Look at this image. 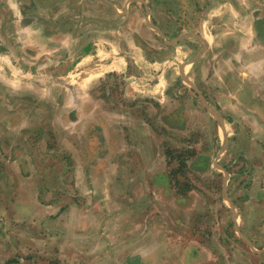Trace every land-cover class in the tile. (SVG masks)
<instances>
[{"label": "rangeland", "instance_id": "obj_1", "mask_svg": "<svg viewBox=\"0 0 264 264\" xmlns=\"http://www.w3.org/2000/svg\"><path fill=\"white\" fill-rule=\"evenodd\" d=\"M34 1L40 2L28 12L41 21L46 18L43 32H61L40 42L38 37L31 38V44L43 43L52 50L41 55L34 69L68 73L73 63L88 67L92 59L93 63L115 62V68L123 64L125 75L123 69L120 75L116 69L96 83L97 109L101 115L108 109L122 113L127 106L120 95L128 94L131 100L139 92L142 97L134 112L149 114L152 124L137 129V135H126L121 125L111 122L113 159L108 164L95 161L93 172L99 173L98 180L60 184L55 174L69 172L61 156H73L78 163L74 169L82 173L81 158L93 157L97 149L90 145L91 151H84L87 119L70 120L68 90L55 84L58 101L51 97L34 117L33 127L46 124V133L32 137L50 146L57 144L42 151L44 156L37 155L38 143L25 150L17 147L15 172L30 179L24 183L15 174L14 182L0 185V264H123L140 254L147 257L146 264H235L232 253L251 250L232 230L225 232L232 222L231 209L221 196L227 175L229 195L241 207V225L257 242H264L256 225L250 227L264 218V38L257 35L264 27V0ZM69 33L73 35L67 37ZM89 48L92 55L87 58ZM35 55L19 52L18 59L24 56V62H34ZM124 76L136 78V86L142 87L135 88ZM85 81L86 77L74 83L83 86ZM101 119L108 123L103 115ZM164 119L174 126L186 119L190 129H171ZM20 129L14 126L13 140L19 139ZM71 129H75L73 136ZM148 141L150 148L155 147L153 165L148 158L138 165L119 163L121 155L140 157ZM119 144L128 145L127 153L118 150ZM164 147L178 157L170 160L174 163L167 159ZM27 156L31 165L23 163ZM39 157L44 158L43 167ZM150 165L153 173L149 171L148 187L155 184L159 197L152 193L153 199L144 198L140 209L156 199L154 212H140L135 223L125 221V212L110 206L117 200L113 190L110 199L104 200L108 190H102V175L121 171L123 178L139 175L146 179ZM45 171L49 180L40 177ZM163 174H172L180 189L182 183L188 185L189 192L181 197L168 180L171 177ZM58 185L64 192L61 204L64 209L68 206L62 213L58 212ZM139 219L145 224L158 221L159 226L147 229L148 237L138 238L135 225ZM237 264L249 263L240 258Z\"/></svg>", "mask_w": 264, "mask_h": 264}, {"label": "crops", "instance_id": "obj_2", "mask_svg": "<svg viewBox=\"0 0 264 264\" xmlns=\"http://www.w3.org/2000/svg\"><path fill=\"white\" fill-rule=\"evenodd\" d=\"M38 2L40 1L32 0L27 3H23L20 0H0V185H3L6 182L8 186L9 183L14 182V175L16 174L15 164L17 163L14 158V154L16 152L17 147H21L22 150H25L32 147L35 148L36 143H38L39 150L37 152V155L44 156V152L42 151L57 144L56 142H51L52 144L50 146L47 142L41 143L39 140H36L35 136L32 137V134L35 133L39 134V136L42 135V133H46V124H35L34 127L36 128L33 127V123L35 122L34 117L36 113H39L38 111L42 107L45 108L46 101H50L51 97H54V100L57 99L56 102L58 101V95L54 93L55 84L66 87V89L68 90L69 101L72 102V109L69 113L70 120L74 122L76 121L75 123H77L78 121L87 119L89 128L85 131V138H87V143H85V141L82 144L83 149H85L84 151L88 153V150L90 152L91 149L95 148L97 149V154H95L91 158L90 156L81 158L83 159L82 162L85 166L84 172L82 173H79V168L74 169L75 165L78 163L76 162L73 156L71 157L70 154H66L65 157L61 156V161L66 162L65 164L69 166V172L66 176L60 175L58 173L55 174L56 176L54 180L59 181L60 184H63V182H65L66 180L70 181L69 186H72L73 184H79L81 181H96L98 180L97 177L100 175L99 173L96 174L93 172V169L95 168V161H104L107 162L106 164H108V162L113 159V153L111 148L114 147L110 144L111 122L113 124L116 122L121 125L120 128L126 132V135L128 133L138 134L137 129H145L148 125L152 124V117L149 116V114L145 115L143 113L141 115H137L134 112V108L137 107V104H135L137 99L139 97H142L139 92H135L133 95V97L135 98L131 100H129V98H131L132 96L128 98V94L120 95V99H122L123 101L122 104H125L127 106L126 109L122 111V113L120 111L114 112L111 109L102 112L103 117L108 118V123H103V120L101 119L102 115L98 111L99 109H97V102L100 96L98 95V92L96 90L97 86L95 85L97 82L102 81L101 78H109L110 73L113 70L116 71V69H118V73L120 75V71L123 69L122 71L125 75L126 68L123 64L120 65L119 68H115V62L103 61L104 59H102L99 62L93 63L92 59L87 62L88 64H90L88 67H79L78 65L74 66L73 63L68 73L64 72L58 74H47L42 70L34 69V67H36L37 62L39 63V58L41 57V55L51 53L52 50L49 51L47 46H44L43 43L31 44V38L38 37V40L40 42L43 37L51 38L52 36H59L61 34V32H57V30L54 34L50 32H43V30L46 31L47 29L44 28L46 26V23H42V21H45L46 18L45 20L41 21L38 17L36 18L34 16H30L28 9L35 7L36 3ZM25 9L27 11L23 12L22 10ZM33 18H35L34 20L36 21H34ZM18 35L19 39L17 37ZM71 35L73 34L69 33L66 36L69 37ZM257 35L262 36L264 38V27L262 28V33ZM249 40H251V38ZM19 42H21V44ZM89 49L86 50V52L88 51L86 53L87 58L92 55V53H89L92 52V49ZM19 52H23L27 55H29V53L31 52H36L38 53V56L35 55L34 58L36 60H34V62H31L30 60H25L24 62V56L18 59ZM253 53L255 52L253 51ZM50 60L52 59L50 58ZM95 65H98L97 68L95 67ZM100 67H103L102 71H99ZM71 68L73 69L71 70ZM58 70H60V68H58ZM107 74H109L108 77H106ZM84 77H86L85 85H77V83H80V80L84 79ZM122 78L124 80H129L132 83V86H134L135 88L142 87L136 86L139 83L136 78H126L125 76ZM75 81L77 82L76 84L74 83ZM64 83L69 84L64 85ZM52 90L53 92H51ZM53 93L55 94V96ZM50 116H52V111L50 113ZM142 117H147L149 118V120H144V118ZM164 120L166 122L165 126L170 127L171 129H174L173 127H177L179 130L182 129L183 131L190 129L186 125V119L180 126H174L167 119ZM15 125H20V130L23 129V131L22 133L21 131L18 132L19 139L13 140L12 130ZM74 130L75 129L69 130V133H71L72 136ZM126 135H124L125 138ZM144 144H146V146L144 148V151H142L143 153L140 157H124L123 155H121L119 158V163H130L138 165L140 161L142 164L143 160L148 158L147 161H150V164H152L151 162L154 160V157L152 156V151L155 150V147L154 149L150 148L149 145H152L150 141ZM90 145H92L91 149ZM70 148L74 149V146L72 145L70 146ZM127 149L128 145L124 144L123 146H121V144H119L118 150L126 151L127 153ZM164 149L167 159H169V162L172 159H178V157H172L171 150L169 148L164 147ZM23 159V163L29 161V163H27L26 165H31V158L27 156ZM51 159L52 158L50 155L49 161L52 163ZM129 159L131 160V162H129ZM20 160H22V158H20ZM39 162L43 164L42 167L45 165L44 158L42 160V157H39ZM170 163H174V161ZM183 163L185 165V163L188 162L184 160ZM152 165H150V168L146 170L147 173L144 174L146 179H144V176L139 175H137L136 177L131 176L130 178H123L121 171L112 175L108 173L102 175L101 180H103L104 182L102 185V190H108V197L104 198V200L110 199V197L112 196L111 191L113 190V193L115 197H117V200L122 199V201H117L115 199L110 206L112 207V210L118 208L120 212H125V221L130 220L135 223L140 217V212H154L152 209H154V207L157 205L155 201L156 199H158L159 193L157 191H154L156 189L155 184L154 186L152 185L151 187H148V183L150 181L151 176L150 178L147 177H149V171L152 172L153 170ZM34 166H36V164ZM16 175L22 181L24 179H30L29 177H25L23 172H19V174ZM41 176H43L45 180H49V176L46 171L43 175L40 174V177ZM163 176H167L169 178L171 177V179L168 180L171 181L173 189H176V191L181 194V197H184L183 194L189 192L190 187L188 185L182 183L181 189L180 187L176 186V181L175 178L172 177V174H170V176L163 174L162 177ZM25 180L23 181L24 183ZM123 180H126L128 182L121 183ZM143 182H146V184ZM228 182L229 177L227 175V182L224 183L223 189L221 191V196L223 197L224 205L231 209L232 222L225 228V232H230L229 230H232V235L234 234L235 237L241 240V243H243L251 250V252L245 253H232L233 260L235 261V264H237L240 258L246 259L249 264H264V242H257L241 225V207L229 195ZM125 186L128 187L129 191L130 188L133 187L132 192L127 195L129 196L127 199L124 198L126 193H128L129 191L126 190L127 188H125ZM225 188L226 193L224 191ZM59 189H61V187L59 188L58 185V212L62 213L67 211L68 206L66 207V209H64V205L61 204L62 200L60 199V197L62 198L64 196V192ZM9 193L10 192H8L7 194ZM152 193L156 194V199L153 200V203L150 206L145 204L144 209H140V203H144V198H152ZM109 195L111 196L109 197ZM71 204H75V207L78 206L77 202L74 201ZM59 220L60 219H58V221ZM121 220L123 219L121 218ZM152 221L153 220L151 219L150 222L145 224L144 220H140V222L135 225L136 237H140L141 239H143L142 235H145L143 236L145 238L148 237L149 235L146 236L148 234L147 232H150L151 229L156 228L158 225V223H156L158 221ZM253 226H255L254 229L258 228V231L260 232L262 238H264V218H262L258 223L252 224L250 227ZM160 231H162V229H160ZM224 239L228 240L229 238L224 237ZM137 242L142 244L143 240ZM60 258L61 257L59 256L58 261ZM146 259L147 257H144V255L140 254L134 260L132 259L133 261L131 259H125V262L123 264H146L143 263V260ZM74 260H77V258H75Z\"/></svg>", "mask_w": 264, "mask_h": 264}, {"label": "water", "instance_id": "obj_3", "mask_svg": "<svg viewBox=\"0 0 264 264\" xmlns=\"http://www.w3.org/2000/svg\"><path fill=\"white\" fill-rule=\"evenodd\" d=\"M198 92H199V94H201L200 90H198ZM201 96H202V95H201ZM201 98H202V100H203V101L205 102V104H206L207 102H206L205 98H204L203 96H202ZM226 145H227V144H225V146L223 147V149H225ZM224 191H225V193H226V188H225Z\"/></svg>", "mask_w": 264, "mask_h": 264}]
</instances>
